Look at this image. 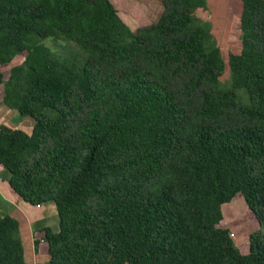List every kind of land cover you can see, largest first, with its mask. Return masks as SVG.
I'll use <instances>...</instances> for the list:
<instances>
[{
	"label": "trees",
	"instance_id": "16d2710c",
	"mask_svg": "<svg viewBox=\"0 0 264 264\" xmlns=\"http://www.w3.org/2000/svg\"><path fill=\"white\" fill-rule=\"evenodd\" d=\"M160 1L132 29L111 0H0V64L23 58L0 73V173L54 202L46 264H264L263 230L243 252L219 225L237 194L264 225V0H240L225 80L207 0ZM0 264H26L1 205Z\"/></svg>",
	"mask_w": 264,
	"mask_h": 264
},
{
	"label": "rangeland",
	"instance_id": "374dc122",
	"mask_svg": "<svg viewBox=\"0 0 264 264\" xmlns=\"http://www.w3.org/2000/svg\"><path fill=\"white\" fill-rule=\"evenodd\" d=\"M111 1L117 7V11L122 20L132 29L155 22L162 11L160 0ZM209 1V7L206 10H199L196 13L205 19L211 20L212 33L219 44L226 64L225 71L221 76V79L225 80L229 74L227 66L228 54L238 52L240 49V37L237 24L240 0ZM218 7L224 8V12L229 15L220 17ZM46 43L53 47L54 45L57 46L52 40H47ZM22 59L19 56L8 64H0L1 77L5 79L8 75L9 68L15 64H19ZM9 115L10 110L2 108L0 110V123L8 124ZM20 127L29 132L31 123L26 120L21 122ZM6 175V171L0 173V205L2 210L10 213L19 222L25 262L26 264H46L48 263L49 256L41 227L49 225L54 230L58 229L55 204L53 201H47L42 204L32 205L23 201L8 185ZM222 213L223 218L219 225L228 227L232 233L235 245L241 251L247 252L248 235L257 229L264 231V225L260 226L252 219V215H250L249 209L240 194H237L231 201L222 205ZM34 239H39L40 241L37 251L34 249Z\"/></svg>",
	"mask_w": 264,
	"mask_h": 264
},
{
	"label": "crops",
	"instance_id": "0c3cea01",
	"mask_svg": "<svg viewBox=\"0 0 264 264\" xmlns=\"http://www.w3.org/2000/svg\"><path fill=\"white\" fill-rule=\"evenodd\" d=\"M207 4H208V7H209V4H210V1H209V0L207 1ZM217 9H218V11H219L220 17H221V16H224V15H226V16L229 15L228 13H225V12H224V8H220V7H218ZM219 9H220V10H219ZM14 193H15V192H14ZM15 194H16V193H15ZM16 195H17V194H16ZM18 197H19V196H18ZM9 214H10V213H9ZM19 229H20V226H19Z\"/></svg>",
	"mask_w": 264,
	"mask_h": 264
}]
</instances>
